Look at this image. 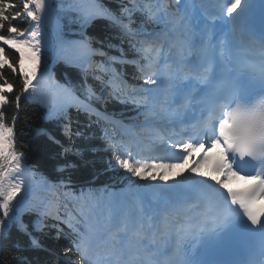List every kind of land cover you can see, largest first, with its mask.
I'll return each mask as SVG.
<instances>
[{"label":"snow or ice","instance_id":"obj_1","mask_svg":"<svg viewBox=\"0 0 264 264\" xmlns=\"http://www.w3.org/2000/svg\"><path fill=\"white\" fill-rule=\"evenodd\" d=\"M248 2L249 0H245L242 4L241 0H224L219 5L220 11L216 18L231 24L235 30ZM129 3L130 7H121L119 15L105 7L100 0H94L83 9L82 27L86 28L96 20H107L111 25L118 27L130 42L136 41L132 43V48L140 54V59L136 60L110 57L107 65L98 63L96 68L109 77L106 83L112 90L110 95L122 100L130 98L133 103H142L146 108L152 104L154 108L150 114L159 115L169 121L175 126L173 135L182 138L171 144V148L176 152L174 162L158 161L156 158L135 159L130 150L126 154H120L117 151L118 145H110L113 159L131 176L145 181L158 179L166 182L174 179L168 172L182 168L183 172L190 175L175 181L173 185L165 183L163 187L194 193L203 197L209 204L215 203V220H240L241 217H247L250 225L258 228H252L249 224H244L243 228L259 239V259L253 254L247 264H264V61L259 65L250 63L247 66L253 72L254 80L258 82V91L240 86L235 80L228 81L225 86L223 78L215 77L216 61L213 57L200 56L193 67H188L183 54V44L177 60L171 64L165 60L161 71V50L165 39L179 32L183 40L184 34L191 32L190 16L186 10L181 9L183 0H156V3L129 0ZM19 7H22V11H17V6L10 0H0V30H4L7 24V35L0 34V42L14 50L19 57L18 60L10 62L5 47L0 46V212L3 217L0 218V245L7 238L5 230L8 221L13 218L10 213H13L14 209L19 207L21 212L41 211L29 207L23 196L17 199V194L24 187V181L20 177L25 170L30 169L26 164H22L23 153L15 149L14 128L8 125L4 109L14 103L19 110L22 97L37 90L33 81L38 80L42 27L45 15L53 10L52 0H22ZM9 10H12V15H9ZM135 12L144 14L145 22L162 24V32L150 34L151 38L148 40H140L143 28L137 30L132 27L135 23ZM22 17H26L29 23L26 29H21L15 24ZM91 39L83 36L78 42V47L87 52V58L105 55L101 50L91 47ZM261 45L264 48V41H261ZM189 47L192 45L189 44ZM220 55L223 56V52ZM25 60L29 62L28 66L25 65ZM114 63L136 64L141 78L147 77L145 85L152 87L137 89L127 85L122 75L112 67ZM5 68L21 77L18 94L13 91V83L3 74ZM95 79L105 83L102 76H96ZM201 85L204 86L202 94L199 92ZM86 91L89 97L95 95L91 86H88ZM10 94L14 95V100L9 99ZM210 96L213 97L211 101ZM193 106H198L199 115L188 121L186 116ZM80 107L85 111H93L90 105ZM49 117L66 118L67 113L61 108L55 114L50 111ZM15 119L16 116H13V121ZM65 134L71 137L70 125H65ZM153 139L164 143L169 137L157 132ZM68 151L70 149H65V153ZM75 154L79 155V150H75ZM250 162H255L258 167L254 172L242 175L241 170ZM71 166L73 165L66 167ZM59 170L63 171V168ZM232 180L246 181L249 186L243 190H234L230 187ZM210 181H214V184ZM220 188L226 189V193L220 191ZM82 199L85 203L88 202L86 196H82ZM138 212V217L125 214L120 219V227L111 236L112 253L120 257L117 264H152L148 252L155 243L156 236L150 235L148 231L151 227V217L146 215L143 206L139 207ZM41 215H52L53 218L59 219L51 206H46ZM145 220L149 221L147 225ZM65 222L76 233L73 243L81 256L80 264H93L89 254L96 233L87 225L85 231L80 232L70 216ZM16 226L19 231L31 237L28 226L19 217L16 218ZM42 227L43 220H40L36 230H42ZM190 231V227L183 224L174 225L165 216L159 236L163 239L172 232L186 236ZM31 240L34 247L40 246L35 238ZM169 264L194 262L174 258Z\"/></svg>","mask_w":264,"mask_h":264},{"label":"trees","instance_id":"obj_2","mask_svg":"<svg viewBox=\"0 0 264 264\" xmlns=\"http://www.w3.org/2000/svg\"><path fill=\"white\" fill-rule=\"evenodd\" d=\"M85 1L94 2V0H53V25L59 37V52L63 43L74 36L76 22L81 20V14L76 11V6ZM10 2L17 6V11H22V7H19L22 5V0H10ZM140 2L153 3V0H140ZM100 3L118 15L122 6H131L129 0H100ZM12 14V10H9V15ZM133 20L135 23L132 27L137 30L142 27L141 33L155 28V23L145 22L146 17L140 12L133 13ZM15 24L21 29L29 27L26 17H22ZM6 28L7 24L4 30H0V34L7 35ZM86 36L92 38V47L105 53L96 58L98 63L107 65L110 57L121 58L116 50L118 45L124 49L123 59H140V54L132 48V43L136 41L130 42L118 27L111 25L107 20L93 21L87 28ZM5 51L10 62L17 60L15 54L6 49ZM52 56V50L42 52L41 65L37 72L51 63ZM112 67L122 75V79L127 81L129 86L140 88L143 78L136 64L114 63ZM3 74L13 83V91L18 94L22 83L21 77L11 73L7 68L3 70ZM55 74L57 85L68 90L77 99L116 116L127 124L136 123L135 115L138 112L131 99L123 101L115 95H110L112 90L106 83L109 77L99 72L97 68L93 73H81L67 67L62 57L58 56ZM96 76H102L105 83L95 79ZM88 86H91L94 96L89 97L86 91ZM9 99L14 100V95L10 94ZM58 110V106L36 101L35 93L25 94L22 97L19 110L14 103L4 109L8 125L14 128L15 149L23 153L22 162L34 170L40 182L78 193L87 190L98 192L106 186L116 189L123 187L127 180L124 178V171L117 167L113 159L110 147L113 144L106 136V132L111 131L107 127L108 124L70 107L64 110L67 113L66 118L49 117L50 111L55 114ZM13 116H16L15 121ZM138 118L144 120L145 115L140 114ZM65 125H70L72 132L70 138L65 134ZM65 149L70 151L65 153ZM75 150H79L80 154H75ZM68 165L73 166L66 167ZM60 168H63V171H60ZM55 199L54 193H39L33 197L30 207L42 211ZM58 205L61 213L66 216L70 210L68 204L59 199ZM41 211H27L21 217L23 223L28 226L31 237L17 229L16 209L10 213L13 218L8 221L5 230L7 238L0 245V264H80V254L73 243L76 233L60 221L50 216H42ZM0 218H3L2 212ZM40 220H43L42 230H36L37 222ZM76 228L80 232L85 231V226L81 222ZM31 238H35L40 246L34 247Z\"/></svg>","mask_w":264,"mask_h":264},{"label":"rangeland","instance_id":"obj_3","mask_svg":"<svg viewBox=\"0 0 264 264\" xmlns=\"http://www.w3.org/2000/svg\"><path fill=\"white\" fill-rule=\"evenodd\" d=\"M49 44H50V36L46 30L44 31V28L42 27L41 50L45 47H48ZM72 48H73L76 55H79L81 53L80 48L78 47V43L73 44ZM47 100L50 101L49 99H47ZM161 119H162V117L159 116V122L161 121ZM156 125L161 126L162 124L160 122V123H157ZM160 171L163 172L162 170H160ZM176 173H182L183 175L177 176ZM167 174L170 177H174V179H170L166 182L159 180L161 182V184L162 183H169V182L172 183V182H175L177 180H182L183 177H187L190 175L189 173L183 172V169L179 168V167L168 172ZM221 178L223 179V177H221ZM197 179H204V178L203 177H197ZM213 182L214 181H211V183H213ZM141 192H143V190H136L135 189V190H129L125 194H119V195H117V194H109V195L101 194L98 197V201L103 200L104 203H102L100 205H102V207L108 208V210H105L106 212L104 211L105 212L104 215H102L104 220L112 221L114 212L116 210L115 207L116 206L118 207V205L124 206L127 203L132 202V200H137L138 197L140 198ZM70 196H71V198L69 199V202H70V205L72 208V213L69 216L72 218L73 223H75L78 218L83 220V221H87L86 216H91L93 218L95 217L94 214L96 213V208H99V205L95 201L92 200V198L93 199H95V198L92 196L91 192H86V193H83L81 195H76L75 193L70 192ZM82 196H86L88 198L87 203L84 202V200L82 199ZM109 211H112V212H109ZM82 213H83V215H82ZM95 242H97L98 244H96ZM95 242L93 243V245L90 249L89 258L93 262H101V261H103V259L98 257V255H96L94 257V255L96 253H94L92 249L99 246V249L101 250L102 254L105 256L109 250H110L109 253L112 252L111 247H110V243L109 242L101 243V242H103L101 240L100 241L95 240ZM115 256H117V255H115ZM106 260L109 261L110 258H107Z\"/></svg>","mask_w":264,"mask_h":264},{"label":"bare ground","instance_id":"obj_4","mask_svg":"<svg viewBox=\"0 0 264 264\" xmlns=\"http://www.w3.org/2000/svg\"><path fill=\"white\" fill-rule=\"evenodd\" d=\"M217 14H219V12L217 13ZM48 91H50V89L48 90ZM52 93H53V91H52ZM56 97L58 98V99H60L61 100V98H60V96H58V95H56ZM173 129L175 130V127H173ZM163 136H165V137H167L166 135H163ZM148 139H149V137H148ZM168 140V139H167ZM166 140V141H167ZM165 141V142H166ZM169 141H170V143H169V145H171L172 143H174V142H172L173 140L171 139H169ZM155 142V140L154 139H152L150 142H147V143H150V144H152V143H154ZM160 143V142H159ZM161 146V151L165 154V156L167 155V156H169L170 154H171V152H170V150L168 149V147H163L164 146V144L163 145H160ZM158 153V152H157ZM157 153H155V154H157ZM173 153V152H172ZM175 155H176V153H174ZM149 156V155H148ZM152 157H153V154H152ZM162 196V195H161ZM139 202L138 201H135V202H133V206H136V207H138L139 206ZM143 204V202H141V205Z\"/></svg>","mask_w":264,"mask_h":264}]
</instances>
